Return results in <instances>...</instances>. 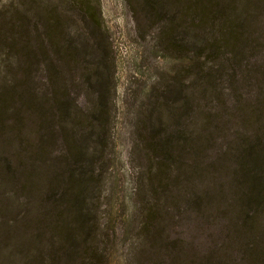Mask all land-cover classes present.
Here are the masks:
<instances>
[{
	"label": "rangeland",
	"instance_id": "1",
	"mask_svg": "<svg viewBox=\"0 0 264 264\" xmlns=\"http://www.w3.org/2000/svg\"><path fill=\"white\" fill-rule=\"evenodd\" d=\"M187 1L0 0V264H253L264 249V0H237L247 30L212 58L177 22ZM73 166L82 232L72 197L52 196Z\"/></svg>",
	"mask_w": 264,
	"mask_h": 264
},
{
	"label": "trees",
	"instance_id": "2",
	"mask_svg": "<svg viewBox=\"0 0 264 264\" xmlns=\"http://www.w3.org/2000/svg\"><path fill=\"white\" fill-rule=\"evenodd\" d=\"M153 3V7H162L163 3L161 0H148ZM187 1V0H178ZM186 9L183 7L179 9L177 22L182 24L183 22L191 23L193 27V35L196 38L195 42L200 44L204 43L208 46L209 54L211 58L214 56V53L220 52L224 48H229L231 43H236L238 40H242L243 31L247 30L246 23L247 17L249 15V10L244 8L241 11V14L236 15V10L238 3L237 0H188ZM189 7V8H188ZM181 16V18H180ZM245 40V39H244ZM0 115L10 114V111L6 108H2L0 104ZM66 126L71 130L75 125L72 123H66ZM182 139V138H181ZM179 142H182V140ZM260 139V138H259ZM262 141L259 140L257 146L254 149H250V151H255V160L259 168L263 164L264 156L263 151L264 147L262 145ZM251 153V152H250ZM258 168V169H259ZM262 168V167H261ZM71 185L68 188L64 189L66 193L60 195H53L55 198H60L65 200L67 197H72V209L75 210L73 212L75 216V223H77V227L80 232H82L84 226H81L83 223L85 224L86 218V209L84 207V200H81V197L84 196L83 189L85 184L87 183V179L85 178V174L82 171H78L76 166L71 168ZM258 179V177H257ZM58 184H63V181L58 178ZM259 186L262 184L264 179H258ZM257 185V182H256ZM264 186V182L262 184ZM63 187V185H60ZM78 186V187H77ZM261 186L262 188H264ZM80 188V190H79ZM262 188L257 189L255 186V199L262 196L264 190ZM62 193V192H61ZM79 193V194H78ZM256 201V200H255ZM30 206V205H29ZM26 207V206H25ZM28 207V206H27ZM31 207H28L30 211ZM89 212V211H87ZM66 222V221H65ZM65 227H69L68 221ZM73 224L74 223H69ZM83 224V225H84ZM91 231H93L91 227ZM263 246V244L261 243ZM259 253H255L252 256L253 264H264V249L261 248Z\"/></svg>",
	"mask_w": 264,
	"mask_h": 264
}]
</instances>
